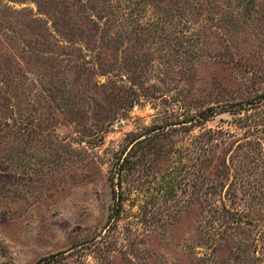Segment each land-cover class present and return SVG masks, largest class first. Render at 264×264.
Masks as SVG:
<instances>
[{
	"label": "trees",
	"instance_id": "trees-1",
	"mask_svg": "<svg viewBox=\"0 0 264 264\" xmlns=\"http://www.w3.org/2000/svg\"><path fill=\"white\" fill-rule=\"evenodd\" d=\"M191 1L115 0L112 5V0H33L39 14L36 15L0 0V52H4L0 61L2 172L13 162L28 169V150L38 153V161L46 165L45 170L53 165L62 168L73 161L74 154L85 160L84 144L101 145L103 126L123 117L138 102L147 78V70L139 65L151 59L147 54L133 53L132 58L111 67L102 60L99 47L118 52L126 41L144 48L143 43L148 41L146 47L150 52L152 48L160 51L164 47L167 50L163 52H199L190 43V32L185 26L206 20L213 10L194 5L198 0ZM116 6L120 10L123 7V13L130 10L138 17L126 27L117 25L111 31L114 23L121 21ZM225 13V26L229 23L233 31L232 12ZM169 40L174 41L171 51ZM60 51L68 57L62 69L55 55ZM72 52H76L75 58ZM189 59L192 65L198 58ZM95 76H105L106 80L99 82ZM122 78L123 86L116 83ZM218 87L216 96L203 104H183L172 97V107L160 110L157 121L124 135L112 151L107 169L111 193L107 222L112 219L107 229L115 225L122 199L124 203L134 193L147 198L139 205V213L140 223L149 233L158 232L157 221L160 227H166L170 219L192 205L201 210V224L206 221V213L211 216L206 221L208 246L215 245L223 227L242 219L261 227L238 208L236 201L242 196L250 198L258 190L255 180L249 177L250 163L255 160L253 148L259 140L253 130L258 126L264 129V116L255 115L258 110L264 113V90L235 98L236 94ZM163 95L156 97L166 101ZM31 100L41 101L39 108H32ZM21 104L24 109H19ZM44 107L47 108L43 110ZM57 113L78 130V147L54 135ZM223 113L230 115L227 124H221L224 120L218 118L220 124L207 125ZM13 150L18 151L15 157ZM164 211L167 213L162 215ZM224 216L227 219L223 220ZM136 238V234L129 236L128 245ZM94 243L99 253L110 250L104 234H98ZM35 264L51 263L49 258H41Z\"/></svg>",
	"mask_w": 264,
	"mask_h": 264
},
{
	"label": "rangeland",
	"instance_id": "rangeland-1",
	"mask_svg": "<svg viewBox=\"0 0 264 264\" xmlns=\"http://www.w3.org/2000/svg\"><path fill=\"white\" fill-rule=\"evenodd\" d=\"M4 1L12 8H25L39 15L33 0ZM114 1L110 4H115ZM194 1L197 0L191 2ZM194 5L209 6L213 10L209 11L206 20L185 26L190 32V43L194 50L199 48V52H163L167 50L165 47L160 51L152 48L150 52L146 47L148 41L143 43L145 48L126 41L118 52L99 47L102 60L111 67L118 66L122 59L132 58L133 53L147 54L151 59L139 65L148 75L138 102L123 117L103 126L101 145L84 144L86 154L82 156L85 160L81 161L78 159L81 155L72 153L76 160L73 158L62 168L53 165L55 167L45 170L46 165L38 161V153L28 150V169L13 162L2 172L4 164L0 162L1 264H35L41 258H49L51 264H264V129L259 126L253 130L259 140L253 148L255 160L250 163L249 177V180H255L253 183L258 190L250 198L242 196L236 202L242 212L257 220L260 228L254 222L242 219L223 227L215 245L208 246L206 221L211 216L206 213V221L201 224V210L192 205L170 219L171 223L166 227H160L161 223L157 221L158 232L149 233L140 223L139 213V205L147 198L134 193L124 203L122 199L115 225L107 229V224L112 221L107 222L111 204L107 169L112 151L128 131L157 121L160 110L172 107V97L183 104L191 101L192 105H198L214 98L217 90L220 91L218 86L229 94H236L235 98L264 90V0H198ZM230 10L234 18L233 31H230L229 23L225 26V11ZM116 13L121 14V21L114 23L111 31L117 25L126 27L138 17L130 10H124V14L123 7L120 10L116 6ZM173 43L168 41V50L174 48ZM3 53L0 52V61ZM65 53H55L61 61L59 69L67 61ZM71 54L76 55V52ZM193 57L198 59L190 65L189 58ZM33 77L28 75V78ZM93 78L99 82L106 80L105 76ZM116 83L123 86V78ZM124 85L129 86L127 82ZM160 93L166 101L156 97ZM39 103L34 100L30 106L39 108ZM22 105L19 109H24ZM26 114L29 116L28 110ZM255 115L264 116V113L258 110ZM56 116L54 135L72 147H78L76 127L60 114ZM218 118L224 120L221 124L230 121V115L223 113L207 125L220 124ZM17 152L12 151L13 157ZM13 175L15 180L9 178ZM225 201L228 203L229 199L225 198ZM166 213L164 211L162 215ZM98 234H104V239L110 242V250L98 252L94 243ZM133 234L137 238L128 245L127 238Z\"/></svg>",
	"mask_w": 264,
	"mask_h": 264
}]
</instances>
